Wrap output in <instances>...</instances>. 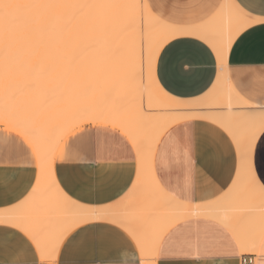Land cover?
Masks as SVG:
<instances>
[{"label": "snow or ice", "instance_id": "snow-or-ice-1", "mask_svg": "<svg viewBox=\"0 0 264 264\" xmlns=\"http://www.w3.org/2000/svg\"><path fill=\"white\" fill-rule=\"evenodd\" d=\"M230 6L241 16L251 11L242 0H234ZM259 15L260 24L264 25V10ZM157 28L171 30L176 25L172 15L158 10L153 0H0V120L7 116L21 129L7 138L8 159H0V200L19 190L8 201L9 206L24 208L29 218L39 221L51 210V203L36 194L53 169L58 177L66 174V180L85 190L106 188L124 178L132 148L140 151L133 129L140 122V114L150 111L153 103V93L149 92L146 109V98L141 92L137 107L135 96L129 99L128 88L137 82V51L139 86L144 85L146 75L151 78ZM198 39L213 57L218 76L227 63L228 45L217 46L205 37ZM36 64L46 69L42 82L33 77ZM114 93L118 104L100 107L95 103L96 98L107 99ZM237 98L244 102L248 99L239 91ZM259 109L262 115L259 119L250 118V137L245 142L234 138L230 142L231 130L211 122L190 128L177 125L160 132L153 152L157 184L165 186L159 162L162 153L167 157L170 173L180 181H192L195 152L202 145L206 146L209 165L214 163L215 150L227 146L231 152L235 147L240 168L249 175L250 188L258 189L264 200V178L260 175L257 180L248 162L254 140L259 139L264 147V104ZM249 110L253 108L250 106ZM77 117L79 122L73 123ZM41 121L72 124L73 131L59 154L61 165L55 163V152H42L30 134ZM21 162L36 170L34 180L21 171ZM128 175L124 189L131 192L137 181L130 178V172ZM136 176L139 179V167ZM56 183L64 191V179H57ZM260 225L258 234L231 229L227 250L199 238L195 245L186 240L175 250L165 248L167 235L177 230L179 222L167 226V233L162 231L153 237L150 247L142 230L116 224L113 228L82 229L66 241L65 249L101 242L109 253L103 264H126L120 254L131 247L129 239H135L141 253H155L147 258L141 255L135 264H237L238 259L248 264L245 253H252L257 247L264 257V210ZM13 227H18V232L0 228V253L8 250L15 258L7 262L0 259V264H37L33 251L36 241L30 230Z\"/></svg>", "mask_w": 264, "mask_h": 264}, {"label": "bare ground", "instance_id": "bare-ground-1", "mask_svg": "<svg viewBox=\"0 0 264 264\" xmlns=\"http://www.w3.org/2000/svg\"><path fill=\"white\" fill-rule=\"evenodd\" d=\"M230 5L229 0H224L210 19L196 26L176 27L171 30L157 28L152 46L154 52L152 75L151 78L145 76L142 87L139 86V51H137V82L136 85H130L128 88L129 99L134 95L138 107L139 96L143 92L146 98L145 108L148 109L147 96L149 92H152L153 103L150 111L146 110L140 114V122L133 129L136 144L140 149L137 152V148L134 147L140 168V177L137 179L136 176L137 183L123 203L106 207H89L77 204L73 202L74 200H69V197L67 198L58 189L51 172L48 180L42 182L41 189L36 194L44 201L51 203V210L39 221L29 218L24 208L12 207L0 210V221L3 222L0 224L23 226L30 230L31 235L35 238L34 245L40 254L41 262L55 264L57 251L65 236L77 226L97 220L114 225L121 224L129 229L142 230L143 233H146L145 242L149 247L153 237H158L162 231L164 233L168 231L167 226L191 218H212L220 222L230 232L235 228L237 231L259 233L264 200H262L258 189L253 191L250 188L249 175L240 168V160L236 176L229 190L220 200L212 204L181 203L166 194L157 184L153 175V152L155 141L159 138L160 132L187 120L201 119L229 128L232 140L234 138L235 141L245 142L250 137L252 124L250 118L259 119L262 115L257 106L237 98L238 93L228 79L227 63L223 72L216 76L208 92L198 98L187 100L172 97L157 83L155 75L157 56L162 48L173 39L205 37L212 44L217 46L227 44L230 49L236 37L249 27V23L243 16L238 15ZM186 32L192 35L183 34ZM42 70L40 75H37L39 72L33 71L34 79L40 82L43 81L47 73L44 69ZM114 102L119 103L116 93L107 99L96 98L95 100V103L100 107H110ZM250 106L253 108L251 111L249 110ZM78 122L79 118L77 117L73 123ZM0 126L15 133L21 131L20 127L11 123L7 116L0 120ZM72 131L71 123L53 122L49 124L46 121H41L31 130L30 134L34 136L42 152L53 151L56 154L61 141ZM256 141L257 139L252 142L249 149L248 161L254 175L252 157ZM236 150L239 157V151ZM140 204H145V206L137 209L136 206ZM15 228L18 229V227ZM133 240L136 243V240ZM255 252L256 250L245 254H255ZM140 255L147 258L154 256L155 253L145 251L144 253L140 252Z\"/></svg>", "mask_w": 264, "mask_h": 264}, {"label": "crops", "instance_id": "crops-1", "mask_svg": "<svg viewBox=\"0 0 264 264\" xmlns=\"http://www.w3.org/2000/svg\"><path fill=\"white\" fill-rule=\"evenodd\" d=\"M229 1L230 4L234 2V0ZM223 2L224 0H156V7L160 11L171 14L176 27L186 28L206 22L218 11ZM242 3L251 10L249 14L243 16L249 23V27L236 37L229 49L227 74L234 90L237 93L238 91L242 93L248 98L247 102L259 108V105L264 104V97H262V92H264V25L260 24L262 17L259 15L264 10V0H242ZM155 75L159 81L158 84L167 94L187 100L201 97L208 92L217 76L214 72L213 57L200 40L192 37L173 39L162 48L157 56ZM209 123V121L201 119L187 120L170 129H175L177 125H186L190 128L192 125L201 126ZM15 134V132L0 126V159L5 161L8 159L7 138ZM70 135L71 133L61 141L57 148L56 165L63 163L59 154L64 147V142L68 140ZM175 135L176 133L173 132V139ZM228 139L232 142L230 137ZM166 143H172V141L166 140ZM205 152L206 146L204 145L195 152L193 165L195 171L192 181H180L175 174L170 173L167 167V157L162 153L159 162L163 166L161 171L165 186L161 187L158 184L160 188L184 204L204 205L220 200L229 190L236 176L239 162L238 153L235 147L229 152L227 146H222L215 150L214 163L209 165ZM195 160H198L199 163H196ZM126 163L130 166L128 169V172L131 173L130 178L135 180L138 161L134 147L131 151V157L126 160ZM252 164L257 180H259L260 175L264 178V147L260 146L259 139L254 146ZM19 167L25 176H31L33 180L35 179L36 170L32 169L30 165L21 162ZM128 172L122 180L99 190L82 189L66 180L64 178L66 174L58 177L55 169L52 170V177L55 183L57 179H64V191L61 190L59 184L56 183V185L67 198L69 197V200L72 199L71 201L74 200L73 202L77 204L89 207H106L123 203L127 198L129 192L124 189V183L129 180ZM153 175L156 180L154 170ZM126 192L127 194H125ZM18 194L19 190L15 193L9 192L3 200H0V210L12 208L8 201L13 198V195ZM144 206L145 204H140L136 208L141 209ZM93 227L113 228L116 225L97 220L77 226L62 240L56 254L55 264H62L65 261L70 262V264H103L109 253L101 242L78 244L70 251L65 249L66 241L75 233ZM0 228H5L9 232H18L17 228L7 224H0ZM225 229L226 227L212 218L186 219L179 222L176 231L167 235L164 246L167 249L175 250L183 245L186 240H191L192 244L195 245L197 238H199L201 241L207 240L215 248L227 250V237L231 232L229 230L226 232ZM129 244L131 247L124 249L120 258L126 264H135L136 260L141 257L140 251L133 239H129ZM33 251L36 255L37 264H49L41 262L40 254L35 245H33ZM245 256H253V264H264V257L261 256L258 247L255 254H245ZM14 258L8 250L0 253V259L6 262ZM237 264H241V260L238 259Z\"/></svg>", "mask_w": 264, "mask_h": 264}, {"label": "rangeland", "instance_id": "rangeland-1", "mask_svg": "<svg viewBox=\"0 0 264 264\" xmlns=\"http://www.w3.org/2000/svg\"><path fill=\"white\" fill-rule=\"evenodd\" d=\"M153 3L156 5V0H153ZM85 56L87 55V53L86 54H84ZM36 69V70H35ZM38 69V70H37ZM33 71L36 73V72H39V74L37 73V75H40V72H42L43 70H42V68L40 67V65L39 64H36L35 65V67H34V69H33ZM44 71H46V69H44ZM46 75H47V73L45 74V76L44 77H46ZM38 82H40V81H38ZM53 98V97H52ZM51 98V101H53V99L55 100V97L52 99ZM39 123H41V122H39ZM38 123V124H39Z\"/></svg>", "mask_w": 264, "mask_h": 264}, {"label": "built area", "instance_id": "built-area-1", "mask_svg": "<svg viewBox=\"0 0 264 264\" xmlns=\"http://www.w3.org/2000/svg\"><path fill=\"white\" fill-rule=\"evenodd\" d=\"M247 261H248V264H253L254 263V259H253V256H245ZM241 264H244L243 261H241Z\"/></svg>", "mask_w": 264, "mask_h": 264}]
</instances>
